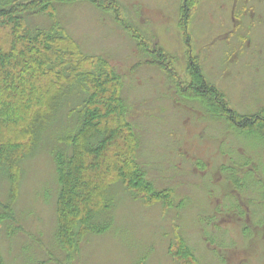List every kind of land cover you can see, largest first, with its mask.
Segmentation results:
<instances>
[{
  "label": "rangeland",
  "instance_id": "1",
  "mask_svg": "<svg viewBox=\"0 0 264 264\" xmlns=\"http://www.w3.org/2000/svg\"><path fill=\"white\" fill-rule=\"evenodd\" d=\"M107 1L151 46L175 59L182 83L190 80L191 55L233 112L264 111V0H195L189 48L179 25L183 0ZM54 8L80 50L107 60L120 76L125 117L137 137L136 160L155 190L173 192L172 204L146 205L118 182L111 188L115 205L108 229L87 235L68 252L56 238L55 165L47 153L38 154L21 164L16 220L0 225L4 263L176 264L168 247L177 235L199 264H264L259 132L236 129L208 101L180 93L156 65L141 64L147 53L111 13L85 0ZM23 18L32 30L51 25L47 15ZM8 188L0 179V200H6Z\"/></svg>",
  "mask_w": 264,
  "mask_h": 264
},
{
  "label": "trees",
  "instance_id": "2",
  "mask_svg": "<svg viewBox=\"0 0 264 264\" xmlns=\"http://www.w3.org/2000/svg\"><path fill=\"white\" fill-rule=\"evenodd\" d=\"M75 1L80 0H0V179L9 184L6 200H0V225L16 220L21 164L45 152L54 162L58 184L56 238L68 252L76 251L87 235L108 229L115 205L111 188L118 182L146 205L170 207L173 197L170 189L155 190L136 160L137 137L125 117L120 76L107 60L80 50L60 25L54 4ZM85 1L114 15L147 53L141 64L156 65L180 93L208 101L233 127L258 131L264 140V111L252 116L233 112L206 81L195 57L189 55L190 80L184 84L175 59L151 46L121 17L118 6ZM194 2L183 0L180 7V31L188 48ZM27 13L47 15L51 25L29 29L23 18ZM168 248L176 264H199L182 237L176 235ZM0 264H5L1 252Z\"/></svg>",
  "mask_w": 264,
  "mask_h": 264
},
{
  "label": "flooded vegetation",
  "instance_id": "3",
  "mask_svg": "<svg viewBox=\"0 0 264 264\" xmlns=\"http://www.w3.org/2000/svg\"><path fill=\"white\" fill-rule=\"evenodd\" d=\"M245 209H246V208H245ZM244 215H247V216H248L247 211H245ZM244 220H247L246 217L244 218Z\"/></svg>",
  "mask_w": 264,
  "mask_h": 264
}]
</instances>
